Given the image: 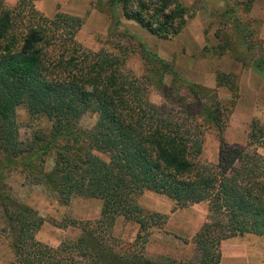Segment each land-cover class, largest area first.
Here are the masks:
<instances>
[{
    "label": "trees",
    "instance_id": "trees-1",
    "mask_svg": "<svg viewBox=\"0 0 264 264\" xmlns=\"http://www.w3.org/2000/svg\"><path fill=\"white\" fill-rule=\"evenodd\" d=\"M35 1L7 6L0 0V152L7 164L26 152L22 163L33 172L32 180L48 185L61 203L72 196L97 198L100 210L92 223L83 222L75 242L52 248L34 238L42 217L11 197L0 180V217L13 251L10 264H180L140 253L121 257L101 247V231L93 224L108 232L115 216L132 220L141 241L162 227L166 215L138 202L145 192L169 198L171 210L205 204L204 219L191 237L194 264H218L219 244L229 237L249 233L264 244V155L258 150L264 125L251 119L244 145L220 140L214 162L202 157L215 109L224 103L232 107L237 98L235 74L217 72L213 88L184 83L178 104L166 99L152 103L150 81L125 70L119 54L77 41L82 16L62 11L47 16ZM107 3L163 39L176 35L189 16L179 0ZM260 51L250 67L264 75V47ZM221 86L232 92L224 101L215 99V88ZM20 104L31 117L49 122L43 133L32 132L26 147L14 118ZM88 111L95 121L81 127L79 118ZM49 150L53 164L44 171L41 164Z\"/></svg>",
    "mask_w": 264,
    "mask_h": 264
},
{
    "label": "rangeland",
    "instance_id": "rangeland-1",
    "mask_svg": "<svg viewBox=\"0 0 264 264\" xmlns=\"http://www.w3.org/2000/svg\"><path fill=\"white\" fill-rule=\"evenodd\" d=\"M15 1L4 0V3L11 6ZM179 1L189 16H185L181 30L167 39L155 37L124 18L119 8L112 9L107 0H36L34 5L47 16L55 11L82 16L83 24L75 35L77 41L91 50L101 48L119 54L125 70L150 81L147 97L152 103L166 99L178 104L184 99V83L213 88L217 72L235 74L237 98L233 106L217 105L215 124H208L204 135L202 157L214 162L220 140L244 145L251 119L264 125L260 119L264 113V75L250 67L254 57L263 54L260 47H264V0ZM253 87L255 95L248 93L240 97L242 88L253 92ZM215 89V99L221 101L232 93L226 86ZM14 118L22 147L30 142L33 131L43 133L49 126L45 117H31L22 104L15 107ZM94 121L95 114L88 111L78 123L88 128ZM258 149L264 155V140ZM45 153L41 167L48 171L53 164V151ZM26 154L7 164L0 152L1 182L11 197L42 217L34 233L37 241L52 248L75 242L82 234L83 222L92 223L99 216L100 201L72 196L65 204L61 203L48 185L32 180L33 172L22 163ZM138 202L145 210L166 215L162 227L153 228L146 240L141 241L143 236L136 237L137 226L132 220L115 216L108 232L93 224L96 231H101V247L121 257L140 253L150 260L194 264L191 237L204 219L205 204L171 210L173 204L169 198L152 192L141 194ZM0 227L5 229L0 233V264H10L13 251L2 217ZM219 251L218 264H264V244L253 234L223 239Z\"/></svg>",
    "mask_w": 264,
    "mask_h": 264
},
{
    "label": "crops",
    "instance_id": "crops-1",
    "mask_svg": "<svg viewBox=\"0 0 264 264\" xmlns=\"http://www.w3.org/2000/svg\"><path fill=\"white\" fill-rule=\"evenodd\" d=\"M263 43H264V31H263ZM251 90H253V92H250V91L249 92H247V91L245 92L244 89L242 88L241 91H239L240 97L243 98L244 95H246L248 93H253V95H255V91H254L255 88L253 87V88H251ZM260 119H261V121L264 122V113L260 114ZM195 204H197V203H195ZM195 204H192V205H195ZM192 205H190V206H192Z\"/></svg>",
    "mask_w": 264,
    "mask_h": 264
}]
</instances>
